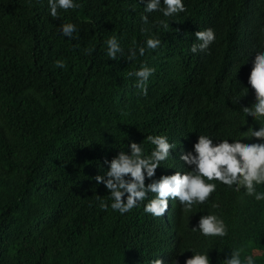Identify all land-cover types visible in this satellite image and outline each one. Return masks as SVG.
<instances>
[{
  "label": "trees",
  "instance_id": "obj_1",
  "mask_svg": "<svg viewBox=\"0 0 264 264\" xmlns=\"http://www.w3.org/2000/svg\"><path fill=\"white\" fill-rule=\"evenodd\" d=\"M78 2L54 17L48 0H0V264H149L162 256L172 222L183 225L174 233L180 243L185 233L178 264L193 255L191 249L208 254L211 264H226L233 248L264 264V200L250 195L251 214L222 218L228 226L224 237H205L193 228L200 215L213 212V204L222 208L224 200L246 191L243 187L214 181L217 188L207 201L191 209L174 204L167 218L145 212L143 202L123 214L100 208L97 196L109 202L111 197L95 179L107 171L105 158L130 151L132 140L149 152L154 147L149 133L175 142L181 128L190 131L192 141L199 133L231 141L240 137L223 113L235 115L239 126L256 123L226 81L234 54L231 28L240 27L241 16H252L251 0H184L183 11L165 17L153 10L147 22L141 18L143 0ZM220 4L230 6V13L226 26L211 21L219 40L192 52L197 29L210 26L205 5ZM67 21L77 25L72 37L59 31ZM111 35L123 48L117 58L106 53ZM148 36H158L162 44L141 56ZM130 48L137 49L131 60ZM58 58L64 67L55 63ZM143 61L156 68L147 94L129 75ZM208 103L204 129L180 111L184 104ZM170 152L157 166V177L180 169L177 150ZM257 190L264 191V184Z\"/></svg>",
  "mask_w": 264,
  "mask_h": 264
},
{
  "label": "clouds",
  "instance_id": "obj_2",
  "mask_svg": "<svg viewBox=\"0 0 264 264\" xmlns=\"http://www.w3.org/2000/svg\"><path fill=\"white\" fill-rule=\"evenodd\" d=\"M143 3L145 8L141 18L146 22L147 13L153 10L158 9L168 17L185 9L184 0H143ZM48 5L50 14L55 17L58 15V9H74L79 7V2L48 0ZM248 5L252 9V16H241L240 27L231 28L229 44L233 45L234 54L229 57L226 81L240 95L243 110L257 119L256 123L239 126V123L236 124L237 117L227 111L222 117L240 139H215L206 133H199L192 141L190 131L179 128L175 142L170 141L166 134L149 133L147 139L154 145L149 152H145L140 142L132 140L130 151L122 149L111 159L106 157L107 171L95 176L97 183L102 182L106 186L111 197L109 202L97 196L100 208L110 207L123 214L143 202L145 212L168 218L174 204L180 203L182 207L191 209L194 203L207 201L217 188L214 181L218 180L228 186H234L236 190L243 187L246 191H237L234 198L224 200L222 208L213 204V212L200 215L193 228L198 229L205 237H224L227 235L228 226L222 218L232 221L231 217L246 218L251 214L247 204L250 195H254L257 200H264V191L257 190L258 184H264V124L259 121L264 119V0H251ZM205 7L206 15L211 18L210 26L197 29L196 40L191 44L192 52L208 50L213 41L219 40L218 29L211 21L225 25L230 13V6L222 9V4ZM245 11V15L249 13V9L246 8ZM159 23L166 28L169 22L160 20ZM246 24L248 25L244 27ZM59 31L64 36L72 37L77 31V25L72 21L62 22ZM142 31L147 29L142 28ZM105 44L108 57L117 58L118 53H123L116 35L107 38ZM161 44L162 40L158 36H148L145 44L139 47V55L143 56L147 49H157ZM85 51L91 52L92 49ZM136 56L137 49L130 48L126 58L131 60ZM55 63L60 67L65 66L64 59L58 58ZM155 71L154 66L143 61L142 66L129 75L137 77L135 86L147 94L149 78ZM184 98L182 96V100ZM223 103H218L220 108L224 107ZM211 104L198 108L184 104L180 111L186 115L190 124L197 123L204 129L207 124L204 123L206 119L203 108ZM174 149L181 160L180 169L171 168L170 174L162 173L157 177V166L170 155V150ZM146 177L151 178L147 183ZM150 193L155 195L146 200ZM225 209L228 213H224ZM181 227L179 223L172 222L167 240L163 241L160 248L162 256L151 258L149 264H178L175 257L181 253L185 233L181 243L180 236H175L174 233ZM191 251L193 255L186 257L184 264H211L208 254L194 249ZM241 252V248H233L225 257L226 264H257L254 255L242 257Z\"/></svg>",
  "mask_w": 264,
  "mask_h": 264
},
{
  "label": "bare ground",
  "instance_id": "obj_3",
  "mask_svg": "<svg viewBox=\"0 0 264 264\" xmlns=\"http://www.w3.org/2000/svg\"><path fill=\"white\" fill-rule=\"evenodd\" d=\"M211 6V5H210ZM183 151H185V149H183ZM173 206V205H172Z\"/></svg>",
  "mask_w": 264,
  "mask_h": 264
}]
</instances>
